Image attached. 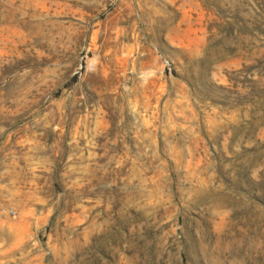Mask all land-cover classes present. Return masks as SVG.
Returning a JSON list of instances; mask_svg holds the SVG:
<instances>
[{"label": "rangeland", "instance_id": "1", "mask_svg": "<svg viewBox=\"0 0 264 264\" xmlns=\"http://www.w3.org/2000/svg\"><path fill=\"white\" fill-rule=\"evenodd\" d=\"M0 264H264V0H0Z\"/></svg>", "mask_w": 264, "mask_h": 264}]
</instances>
